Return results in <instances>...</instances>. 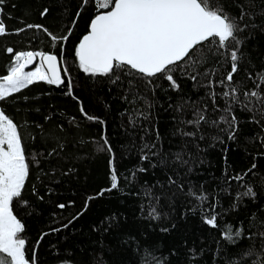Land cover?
Returning <instances> with one entry per match:
<instances>
[{"label":"trees","instance_id":"1","mask_svg":"<svg viewBox=\"0 0 264 264\" xmlns=\"http://www.w3.org/2000/svg\"><path fill=\"white\" fill-rule=\"evenodd\" d=\"M210 2L215 4L217 0ZM239 2L219 0L232 14H238ZM256 5L250 11L255 14L256 23L262 24L264 2L256 0ZM2 7L4 12L0 18L10 34L0 37V76L7 74L13 59L5 51L7 47L15 51L53 52L58 58L63 49V64L69 69L73 82L72 95L66 94V78L65 84L60 86L35 82L0 101V108L14 119L22 132L29 161L33 156L38 161L30 164V175L23 192L28 205L17 203L15 207L26 224L24 237L28 248L36 249L38 264L69 261L71 264H141L143 249L150 246H155V255L167 264H233L234 261L235 264H251L254 257H243L240 253L247 247L258 249L261 238L258 235L255 239L241 238L240 247H237L222 239L221 232L227 224L235 228L241 223L246 233L264 231V146L256 139L257 136L264 137V132L260 125L251 122L253 114L242 110L238 104L233 105L239 121L235 140L227 138L223 124L219 128L204 125L201 129L204 139L200 140L182 135V131L192 129L180 123L182 119L192 118V108L188 105L202 107L207 103L212 119L223 114L222 111H211L208 95L210 91L221 93V86L215 82L230 70L229 62L216 54V45L206 42L200 47L199 53L206 59L195 71L185 65L187 74L175 73L181 85L179 91L172 90L160 77L152 78L153 83L149 84V78L138 73L134 77L122 75L121 80L113 84L107 77L83 73L75 58V48L95 15L92 3L82 4V0H6ZM45 7L49 13L41 17ZM27 24H42L58 36L67 34L71 28L72 34L67 42L53 47L50 37L42 31L28 29L14 34L15 29ZM245 37L248 39L241 49L244 54L241 70L234 77L241 85V92L253 87L248 73L255 75L264 69V31L249 29L241 34V39ZM35 66L33 64L26 71ZM212 70L215 75H204ZM196 73L199 75L193 82L189 77ZM209 79L214 82L211 89L207 86ZM181 103L186 105L183 113L177 111ZM217 103L222 109L224 98L218 96ZM81 104L89 115L104 123L85 119L80 113ZM73 117L75 122H72ZM53 134L62 138L60 143L64 149L48 156L56 144L51 138ZM102 136L107 137L112 154L97 150L98 145L103 144ZM144 143H155L154 151L160 155L141 160ZM177 154L188 163L177 160ZM113 155L119 187L98 195L102 189L110 188L109 160ZM161 157L166 160L163 165L159 163ZM253 163L257 167L244 181L230 179L246 172ZM140 167L147 171H137ZM169 176L177 184L184 185L183 191L175 185L169 186ZM244 185L253 187L254 199H236L238 193L246 190ZM190 188L197 193H207L209 200L203 205L198 204L188 195ZM147 189L151 190L150 196L146 195ZM88 197L95 198L88 200ZM155 197H160L158 204ZM70 201L73 203L65 209L56 206L67 205ZM86 201L88 207L85 210ZM213 201L217 203L219 214L217 228L203 222L202 208H208ZM150 204H156L161 219L148 218ZM81 212L83 214L69 224V220ZM65 224H68L67 228L62 227ZM54 228L60 231L53 232ZM162 228L169 231H161ZM44 233L47 235L41 240ZM193 248L196 249L195 258L189 252Z\"/></svg>","mask_w":264,"mask_h":264},{"label":"snow or ice","instance_id":"2","mask_svg":"<svg viewBox=\"0 0 264 264\" xmlns=\"http://www.w3.org/2000/svg\"><path fill=\"white\" fill-rule=\"evenodd\" d=\"M264 2V0H262ZM6 0H0V15L3 14ZM92 3L94 5L95 15L91 18L86 34L82 36L75 48V58L78 61L79 69L90 76L107 77L111 83L116 84L121 80V76L134 77L140 74L149 78L148 83L152 84V78H163L166 80L172 90L179 91L180 83L177 82L175 73L181 75L187 74L185 65L192 67L195 71L196 66L204 63L205 57L199 53V49L206 42L216 45V54L226 62H229L230 70H227L223 78L215 82L221 86V93L215 91L209 92L212 112H223L218 119H212L208 115L209 105L203 104L202 107L188 105L192 108L190 119H182L180 123L190 127V131H182V135L193 139H204L201 129L204 125L219 128L221 124L226 128L227 138L235 140L239 133V121L233 111V105L238 104L242 110L251 112V122L260 125L264 132V69L253 73H248V80L252 82L253 87L241 92V85L234 77L241 70L240 62L243 59L242 46L248 37L241 39V34L246 30L257 29L264 31V23L257 24L255 14L250 9L255 8L256 0H240L237 4L238 14H232L219 3L213 4L210 0H82V4ZM247 6V7H246ZM12 7H15L13 4ZM49 9L45 7L40 15L47 16ZM77 12L76 16L79 17ZM261 15H264V8H261ZM247 18V22H245ZM75 20L73 21V24ZM28 29H36L44 32L50 37L52 46L63 44L69 40L72 29H68L65 35H55L42 24H27L25 27L14 30V34L19 35ZM10 34L2 18H0V37ZM212 51V49H209ZM5 51L13 56L11 66L7 69V74L0 76V101H5L15 93H20L35 82L43 81L49 85L60 86L65 84L67 78V95H72L73 82L70 79L69 69L63 64V49L58 55L46 51H15L12 47H7ZM35 64L33 70H27ZM223 67V65H221ZM63 73V75H62ZM199 73L190 75V79L195 82ZM204 75H215V70L211 73L205 72ZM129 85L132 80L128 81ZM210 89L214 87L213 80H208ZM222 96L225 100V106L221 109L217 103V97ZM241 96L243 99H241ZM127 98V97H125ZM230 101V102H229ZM151 105H149L150 107ZM185 104L177 106V111L183 113ZM80 113L89 121H99L98 117L89 115L83 105L80 106ZM143 116V113H140ZM259 117V118H258ZM145 119L147 117H144ZM46 119H49L46 117ZM75 122V118H72ZM133 124L134 120H131ZM37 127H40L39 125ZM61 131L63 126H59ZM56 144L48 156L58 154L63 151L64 145L60 143L61 137H55ZM159 140V133H157ZM102 145H98V151H107L112 154L113 149L106 136H102ZM218 139V137H214ZM262 146H264V137L257 136ZM157 145L144 143L141 148V160H149L151 157L159 156L160 153L154 151ZM147 150V151H145ZM177 160L187 164V160L177 154ZM114 155L109 160L110 166V188L102 189L98 195H103L106 191H112L119 187V176L114 163ZM38 163L35 156L29 161L23 145V135L19 126L10 115L6 114L3 108H0V264H38L36 249L28 248V241L24 237L26 224L23 218L18 216L15 211L17 203L28 205V201L23 199L26 182L30 175V164ZM160 164H165L166 160L161 157ZM156 167L155 164L152 165ZM257 166L252 164L246 172L230 177L231 180L244 181L245 177ZM191 169H189L190 171ZM71 171V170H69ZM139 172H146L147 169L140 167ZM67 175V172L64 173ZM133 177L135 172L132 173ZM169 186L175 185L181 191L183 184H177V181L171 176L168 177ZM246 190L238 193L236 199L241 197L255 198L256 193L252 186L244 185ZM33 193L35 189H33ZM146 195H151V190H146ZM188 195L203 205L209 200L207 193H199L191 188ZM41 200L42 196L39 197ZM95 197H88L92 200ZM157 204L160 197H155ZM73 202L67 205L57 204L59 209H65L71 206ZM88 207L85 202L84 209ZM234 207L236 205L234 204ZM217 203L213 201L208 208H202L205 213L203 222L212 228L219 227L218 213L216 212ZM148 218L152 220L161 219V212L156 204H150ZM195 211V209H193ZM83 212L69 220L78 219ZM255 218V217H254ZM67 228L68 224L62 225ZM175 227V225H172ZM251 227V225H249ZM53 232L60 231L59 228L52 229ZM161 231L167 232L168 228H162ZM47 233L41 235L42 240ZM257 235L261 238L260 247H247L242 253L243 257H254L251 264H264V231L254 233L248 231L243 226L235 227L231 224L225 225L221 232L222 239L232 245L240 247L241 238L255 239ZM134 239V238H132ZM127 242V241H126ZM39 240L37 241V246ZM155 246L145 247L141 264H167L162 257H157L153 251ZM29 251L31 255L29 256ZM190 254L195 258L196 249H190ZM71 264V262H65ZM235 264V261L233 262Z\"/></svg>","mask_w":264,"mask_h":264},{"label":"rangeland","instance_id":"3","mask_svg":"<svg viewBox=\"0 0 264 264\" xmlns=\"http://www.w3.org/2000/svg\"><path fill=\"white\" fill-rule=\"evenodd\" d=\"M31 70H33V69H31Z\"/></svg>","mask_w":264,"mask_h":264}]
</instances>
